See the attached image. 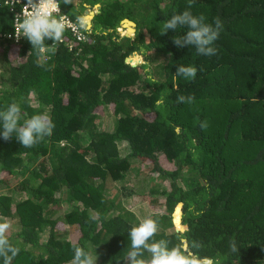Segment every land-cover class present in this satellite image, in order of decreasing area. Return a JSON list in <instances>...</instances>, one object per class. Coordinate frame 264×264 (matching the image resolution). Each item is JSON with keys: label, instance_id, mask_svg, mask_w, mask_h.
I'll list each match as a JSON object with an SVG mask.
<instances>
[{"label": "trees", "instance_id": "obj_1", "mask_svg": "<svg viewBox=\"0 0 264 264\" xmlns=\"http://www.w3.org/2000/svg\"><path fill=\"white\" fill-rule=\"evenodd\" d=\"M26 1L0 0V110L15 100L21 122L47 113L55 127L31 148L0 138V222L20 248L12 264H69L73 246L123 264L141 221L122 199L139 187L124 181L141 163L161 179L143 182L151 202L165 199L147 217L154 240L199 243L214 264H264V0H195L194 15L223 21L211 57L174 44L186 28L160 35L188 0H59L75 21L100 11L86 39L65 30L54 53L45 49L42 67L26 38L9 36ZM126 18L134 36L118 33ZM133 52L144 62H128ZM181 64L198 69L194 80L175 75Z\"/></svg>", "mask_w": 264, "mask_h": 264}, {"label": "clouds", "instance_id": "obj_2", "mask_svg": "<svg viewBox=\"0 0 264 264\" xmlns=\"http://www.w3.org/2000/svg\"><path fill=\"white\" fill-rule=\"evenodd\" d=\"M62 2L66 5L73 4V0H62ZM194 4L195 0H188L187 8L182 13H174L165 20L160 35H166L170 30L175 32L178 28H186L184 35L172 38L174 44L178 48L194 47L197 54L214 56L218 51L214 43L219 39L223 21L216 17L212 22H207L203 14L194 15L191 11ZM58 10L59 5L56 0H27L22 14L16 17V37L17 39L24 37L30 43L31 52H35L37 57L38 67H42L40 58L44 50L54 53L57 43L63 39L64 17L53 14ZM77 22L83 26L82 17L78 16ZM46 40H51L52 44L47 45ZM197 72L195 66L181 64L176 69L175 75L186 80H194ZM194 101V96L177 97L178 103L192 104ZM161 103H163L162 96L156 101V105L159 106ZM21 113V105L15 100L0 110V138L9 141L15 135L22 147L31 148L53 134L55 125L47 113L32 115L22 122ZM200 127L206 128L207 122H201ZM10 227L7 220L0 222V258L3 264H12L13 259L20 253V248L14 246L7 236ZM128 231L130 245L123 264H214L212 258L202 257L195 251L201 247L199 243L193 242L190 246L181 243L170 247V242L166 239L154 240L158 232V222L152 218L143 219L138 225L131 226ZM145 252L149 254L148 258H144ZM73 253L69 264H97L98 256L94 258L92 253L82 246H73Z\"/></svg>", "mask_w": 264, "mask_h": 264}, {"label": "rangeland", "instance_id": "obj_3", "mask_svg": "<svg viewBox=\"0 0 264 264\" xmlns=\"http://www.w3.org/2000/svg\"><path fill=\"white\" fill-rule=\"evenodd\" d=\"M89 10L91 12H94L93 17H91V19H89L88 21L85 19V17H87L86 12H84V16L83 18V22L88 26V28L92 29L93 27V20L94 17L97 13H99L100 11V5H97L95 7H86L85 11ZM88 18V17H87ZM89 23H91V25H89ZM130 30H133V28H128V26L124 25L122 23V26L119 27L118 29V33L121 36L124 35H131L134 36L135 32H132ZM138 61L136 62V64H140L144 62V56L138 54ZM131 57V56H130ZM129 57V58H130ZM131 63H135V62H131ZM111 109H108V113L110 112ZM105 119V118H104ZM105 121V120H104ZM120 149L122 151V153H124V151L127 150V147L125 144L121 143L120 144ZM140 171L139 173H137V169L136 167L132 168L131 171L128 173L127 178L125 179V183H127L129 186H135L137 185L139 187L138 191H136L134 194L130 195V196H126L123 199V203L125 205L126 208H128L129 210L133 211L137 217L142 221L143 219H146L148 217V215L150 213L154 212H164L166 210V205H164L165 203V199L163 196L160 197V201L158 204H153L151 202V195L148 194L151 185L150 186L148 184H143V182H145L147 179H149L150 177H153L157 180V183L161 182V179L158 177L157 173H153V171L149 168V166H147L146 164H142L141 163V167H140ZM154 181V180H153ZM150 183H154V182H150ZM182 185H185L184 181H181ZM162 184L164 186H166L168 189H171V184L170 181L167 180H162ZM144 185V186H142ZM161 185V186H163ZM177 229L181 228L177 225L176 226Z\"/></svg>", "mask_w": 264, "mask_h": 264}, {"label": "built area", "instance_id": "obj_4", "mask_svg": "<svg viewBox=\"0 0 264 264\" xmlns=\"http://www.w3.org/2000/svg\"><path fill=\"white\" fill-rule=\"evenodd\" d=\"M26 3H27V1L22 4L21 11L17 12L16 17L18 14H22V9ZM56 3L59 5V10L54 12L53 14L56 16H63L64 17L65 30L70 31L72 33V35L74 37H76V39L78 41H82V40L86 39V32L84 29H89L88 26L85 23H83V26H81V24L78 23L77 21L73 20L70 17V15L61 13V6H60L59 1L56 0ZM16 17H15V20H16ZM14 24H15V22H14ZM9 36L10 37H13V36L16 37V31L14 33L9 34Z\"/></svg>", "mask_w": 264, "mask_h": 264}, {"label": "water", "instance_id": "obj_5", "mask_svg": "<svg viewBox=\"0 0 264 264\" xmlns=\"http://www.w3.org/2000/svg\"><path fill=\"white\" fill-rule=\"evenodd\" d=\"M86 12V14H88V13H90L91 11H89V10H86L85 11ZM130 23L131 24V27L129 26L128 28L130 29V28H133L134 29V32H136V23L133 21V20H131V19H128V18H126V19H124L123 20V24L125 25V23ZM128 35V34H127ZM133 54H137L136 52H133L132 54H131V56L133 55ZM127 61L128 62H132V60H130L129 58H127ZM134 66H136L137 64L136 63H132Z\"/></svg>", "mask_w": 264, "mask_h": 264}, {"label": "bare ground", "instance_id": "obj_6", "mask_svg": "<svg viewBox=\"0 0 264 264\" xmlns=\"http://www.w3.org/2000/svg\"><path fill=\"white\" fill-rule=\"evenodd\" d=\"M127 24L131 25L130 23L127 22ZM134 30V29H133Z\"/></svg>", "mask_w": 264, "mask_h": 264}]
</instances>
